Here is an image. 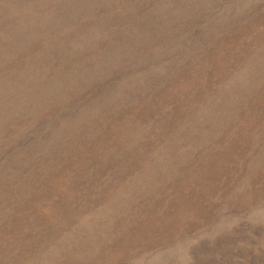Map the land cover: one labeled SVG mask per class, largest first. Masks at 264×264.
Returning a JSON list of instances; mask_svg holds the SVG:
<instances>
[{"label":"rangeland","instance_id":"374dc122","mask_svg":"<svg viewBox=\"0 0 264 264\" xmlns=\"http://www.w3.org/2000/svg\"><path fill=\"white\" fill-rule=\"evenodd\" d=\"M263 203L264 0H0V264H264Z\"/></svg>","mask_w":264,"mask_h":264},{"label":"bare ground","instance_id":"6f19581e","mask_svg":"<svg viewBox=\"0 0 264 264\" xmlns=\"http://www.w3.org/2000/svg\"><path fill=\"white\" fill-rule=\"evenodd\" d=\"M178 193V192H177ZM183 193V192H182ZM185 194V193H184ZM233 194V193H232ZM139 196V195H138ZM173 196V195H172ZM232 196V195H231ZM160 197H162V196H160ZM252 197V196H251ZM167 199V198H166ZM168 200H169V198H168ZM154 204H155V202H154ZM259 204V203H258ZM264 204V203H263ZM153 205V204H152ZM166 205V204H165ZM158 206V205H157ZM170 206V205H169ZM182 207V206H181ZM166 208V207H165ZM182 209V208H181ZM145 212V211H144ZM151 213V212H150ZM260 214V213H259ZM186 215V214H185ZM182 217V216H181ZM261 217V216H260ZM139 218V217H138ZM181 220V219H180ZM164 228V227H163ZM163 232V231H162ZM171 248V247H170ZM171 250V249H170ZM174 251V250H173ZM174 253H175V251H174ZM173 253V254H174ZM121 254V253H120ZM172 254V253H171ZM142 260V259H141ZM166 260V259H165ZM168 260V259H167ZM183 261V260H182ZM144 262V261H143ZM137 263V262H136ZM154 263V262H153ZM134 264V263H133ZM137 264H139V262L137 263ZM144 264V263H143ZM165 264V263H164Z\"/></svg>","mask_w":264,"mask_h":264}]
</instances>
